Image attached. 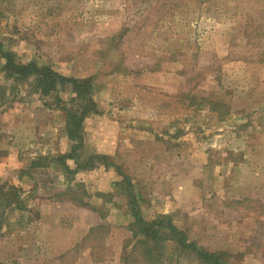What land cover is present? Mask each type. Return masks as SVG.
I'll return each mask as SVG.
<instances>
[{
	"label": "rangeland",
	"instance_id": "obj_1",
	"mask_svg": "<svg viewBox=\"0 0 264 264\" xmlns=\"http://www.w3.org/2000/svg\"><path fill=\"white\" fill-rule=\"evenodd\" d=\"M0 183V264H264V0H0Z\"/></svg>",
	"mask_w": 264,
	"mask_h": 264
},
{
	"label": "trees",
	"instance_id": "obj_2",
	"mask_svg": "<svg viewBox=\"0 0 264 264\" xmlns=\"http://www.w3.org/2000/svg\"><path fill=\"white\" fill-rule=\"evenodd\" d=\"M7 64L9 65L10 69L14 70V73L17 74L18 76L20 75L21 77H28L30 74H37L38 76V82L37 84H40V87L43 91L44 94L49 93L51 90L56 88L57 83L60 81V83H64L65 81L71 82L73 89L76 91L77 98L80 99L84 105V111L81 113L80 116H75L73 115L74 119V126H72L69 129V134L71 137H76L80 136L79 133H75V131L80 128V122L82 121V118L85 114H88L90 112V109L95 107V102L92 98V89H91V81L89 79H75V78H70V77H63L59 75L57 72L52 70L48 66H44L42 68L38 67L35 63H27V64H15L13 61L12 57L8 55L7 59ZM89 93V96H88ZM92 107V108H91ZM123 174V173H122ZM124 175V174H123ZM127 178V176L125 175ZM10 191L4 190V183H0V203L2 205H7L9 204L10 196H9ZM133 193H132V202H133ZM138 212L135 211L136 215V225L137 227L142 228L143 230H146L148 233H150V229L155 227L158 224V220L154 219L152 221H145L142 219L140 216L137 214ZM165 215H159L157 218L163 219ZM160 225V224H159ZM164 228H167L168 231L170 232V236L172 238H176L179 242L182 244H188L186 242V234L183 231H180L173 223L172 221H168V224L164 226ZM160 237V236H159ZM198 254L200 257L207 262L208 264H221L222 261L218 259V255L214 253H210L207 251H202L199 250Z\"/></svg>",
	"mask_w": 264,
	"mask_h": 264
}]
</instances>
